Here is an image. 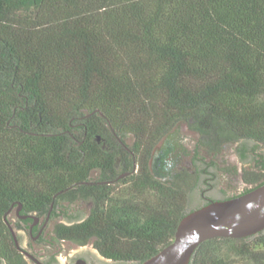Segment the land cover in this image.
<instances>
[{"label":"trees","instance_id":"obj_1","mask_svg":"<svg viewBox=\"0 0 264 264\" xmlns=\"http://www.w3.org/2000/svg\"><path fill=\"white\" fill-rule=\"evenodd\" d=\"M228 144L249 187L215 198ZM260 147L264 0H0L2 262L26 264L13 209L72 220L80 199L89 215L54 234L143 262L189 211L264 184ZM190 264H264V230L211 238Z\"/></svg>","mask_w":264,"mask_h":264},{"label":"water","instance_id":"obj_2","mask_svg":"<svg viewBox=\"0 0 264 264\" xmlns=\"http://www.w3.org/2000/svg\"><path fill=\"white\" fill-rule=\"evenodd\" d=\"M6 221L17 247L25 252L7 215ZM263 230L264 184L241 195L213 200L189 211L181 219L173 242L136 264H190L198 247L211 238H243Z\"/></svg>","mask_w":264,"mask_h":264},{"label":"rangeland","instance_id":"obj_3","mask_svg":"<svg viewBox=\"0 0 264 264\" xmlns=\"http://www.w3.org/2000/svg\"><path fill=\"white\" fill-rule=\"evenodd\" d=\"M176 130L179 131V135L182 139V143L185 146L192 150L198 141L199 134L194 131L190 126L186 123H181L175 127ZM260 153L264 154V147H260L258 149ZM188 159H184V164L186 165ZM221 165L224 169L228 167L231 168V172H227L226 170H222L218 172V177L216 180V186H214L208 192L209 195L215 198H221L223 196H229L233 194L240 193L244 191L246 188L249 187L248 184L245 183L243 179L242 169L246 165L241 161L237 151L235 144H228L223 151V154L220 157ZM188 165V164H187ZM235 167V168H234ZM249 169H254L252 164L248 165ZM97 176V173L93 174V178ZM198 193L196 192L193 198L197 197ZM196 200V198H195ZM192 202V207L197 206L199 203L197 201ZM69 209L73 213H78L81 215L80 219H84L89 215L91 204L85 200H78L73 205H68ZM59 222L71 223L68 219H66L63 215L53 223H51L48 229V235L46 239L51 241L55 244L54 251L59 252L60 258L65 261L67 259H71L76 253V251L81 252L83 255L88 257L94 264H104L98 258L100 257V253L96 248L93 241H90L86 244H78L75 242H65V243H57V241H53L52 238L54 237L53 230L55 224ZM29 241V237L25 234L21 236V243L24 245L26 242ZM112 264H127L126 262L116 261L111 262Z\"/></svg>","mask_w":264,"mask_h":264},{"label":"flooded vegetation","instance_id":"obj_4","mask_svg":"<svg viewBox=\"0 0 264 264\" xmlns=\"http://www.w3.org/2000/svg\"><path fill=\"white\" fill-rule=\"evenodd\" d=\"M74 214H76V218L72 220H70L67 216L63 215L66 219L71 221V223H67V224H73L75 222L83 220L80 219L81 217L80 214L78 213H74ZM10 216L12 221L16 225V227L14 226L13 227L16 230L21 248L25 250L24 252L18 248L24 254L26 264H94L90 259H88V257L83 255L79 251H76V253H74L71 259H67L63 261L60 258L59 252L54 251L56 247L55 244H53L51 241L46 239V236L48 235V229L51 223L55 221V219L51 217L50 213L47 215L39 214L37 212L25 213L22 211V206H20L17 209H13L11 211ZM23 234L29 237V241L26 242L24 245H22L21 243V236H23ZM52 240L57 241V243L69 242L68 240L59 239L56 234H54ZM99 253H100V257L98 259L102 261L104 264H112L111 262L117 261L104 256L100 251ZM2 264H7V263L2 262Z\"/></svg>","mask_w":264,"mask_h":264}]
</instances>
